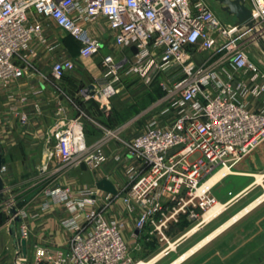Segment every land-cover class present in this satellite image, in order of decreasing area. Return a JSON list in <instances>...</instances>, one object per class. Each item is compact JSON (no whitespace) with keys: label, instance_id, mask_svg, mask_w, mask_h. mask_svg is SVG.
<instances>
[{"label":"built area","instance_id":"1","mask_svg":"<svg viewBox=\"0 0 264 264\" xmlns=\"http://www.w3.org/2000/svg\"><path fill=\"white\" fill-rule=\"evenodd\" d=\"M247 7V22L222 26L203 0H0V88L22 74L16 58L26 61L32 44L59 45L49 44L51 22L78 42L81 59L96 56L104 37L120 53L101 58L91 89H80L83 101L106 105L125 75L165 92L148 109L153 113L145 127L125 143L123 155H113L135 164L126 169L128 182L114 195L124 217H106L103 206L92 207L99 198L96 187L49 190L51 202L68 211L60 223L71 232L69 243L51 255L37 246L31 262L18 255L12 264H44L46 259L51 264H138L130 253L136 233L149 237L156 230L167 242L163 229L185 205L211 207L213 200L204 192L197 195L198 187L264 143V72L235 42L242 27L264 36V0H248ZM73 69L70 59L54 61L50 75L60 81ZM81 115L51 128L53 151L61 166L84 164L93 171L111 157L104 150L107 139L86 142ZM189 217L196 215L191 211Z\"/></svg>","mask_w":264,"mask_h":264},{"label":"crops","instance_id":"2","mask_svg":"<svg viewBox=\"0 0 264 264\" xmlns=\"http://www.w3.org/2000/svg\"><path fill=\"white\" fill-rule=\"evenodd\" d=\"M50 25L51 22H48L47 26ZM52 42L54 40L50 38L49 44ZM32 48L26 61L16 58V63L23 68L22 74L0 88V153L3 160V169L0 171V264H12L21 255L11 229L16 238L26 241L25 256L28 263L32 261L37 246L45 248L47 255L66 248L71 232L60 222L68 215V211L62 203H52L47 192L53 189H67L70 192L90 189L87 182L89 170L61 166L53 151L51 128L56 123H64L80 114L83 124V117L93 120L100 114L93 104H101L95 99L83 101L80 89L85 78L89 77L88 73L94 81L101 71L95 70L93 62L85 65L84 69L78 59H90L79 58L78 50L76 52L69 43L59 42L55 48L32 44ZM196 58L200 60L199 56ZM65 59L74 62V69L60 81H55L50 75L51 66L54 61ZM151 105L134 118L135 123L145 119L141 130L153 113L152 110L148 112ZM100 112L102 115L103 109ZM23 116L25 120L21 121ZM83 133L85 136L84 127ZM95 141L87 143L93 144ZM105 152L112 156L123 155L118 145L113 153ZM117 162H124L128 167L135 165L133 160L123 157ZM126 169L121 182L116 184L110 180L115 189L122 188L128 182ZM98 191L103 195L97 193L99 198L92 207L103 206L106 214L122 219L125 214L120 198ZM203 192L213 200L211 207L201 209L185 205L176 220H169L163 229L167 242L160 240L156 230L149 237L144 233H136L131 256L135 251L152 254L160 247L163 250L166 247L164 244L171 243L181 247L179 256L197 246L178 264H264V197L250 206L264 194V143L258 144ZM45 204L48 206L44 207ZM215 205L221 208L208 221H203V215ZM11 209L25 212L26 215L21 217L20 222L12 224ZM191 211L195 213V218L189 217ZM127 224L128 229L131 228L132 220ZM161 251L158 254H162ZM44 264L51 263L46 259Z\"/></svg>","mask_w":264,"mask_h":264},{"label":"rangeland","instance_id":"3","mask_svg":"<svg viewBox=\"0 0 264 264\" xmlns=\"http://www.w3.org/2000/svg\"><path fill=\"white\" fill-rule=\"evenodd\" d=\"M244 1L246 6H248V0ZM203 2L218 18L222 26L232 25L235 23V17L225 11H221V5L217 0H203ZM46 30L51 35L49 39L53 38L54 42L69 43L71 46L75 47V51L77 52L78 42L69 34L63 32L60 28L58 29L53 23H51L50 26H47ZM235 37H237L235 39L236 44L240 43L239 46L244 50L246 57H248L252 63H255L260 71L264 72V36L261 38L255 37L254 35L252 36L250 31L242 27ZM104 38V48L96 56L86 61L78 59L84 69L85 65L88 66L93 62V66L96 67L95 70L101 71L102 67L100 60L102 56L110 52L114 53L116 56L120 54L117 49L111 46L108 38ZM205 54V52H200V56ZM88 76L89 77L85 78L82 87L91 89L93 85L92 76H90V73H88ZM115 87L117 93L109 100V102L106 103L105 107L103 105L99 106L93 104L95 109H98L100 113L96 118L89 120L88 118L83 117L85 121L83 127L87 140L91 143L93 140H100L102 138L107 139L105 150L111 153H113L117 145L120 147L121 151L125 150V143H128L129 140H131L137 132L141 130V127H143L144 124L145 119H139L137 123H135L134 118L150 106L153 100L156 98L159 99L165 95V92L160 89L158 85H153L150 88H147L136 76L125 75L120 77L115 83ZM102 109L104 113L101 115L100 111H102ZM87 140L86 142H88ZM109 156H111V160L109 159L106 164H103L98 169L89 172L87 182H89L90 189L94 190L95 182H98L101 179H109L116 184L122 180L123 171L128 167V165L124 164V162L118 164V162L113 159L112 154ZM83 180L86 181L84 178ZM98 194L103 195L101 192H98ZM106 217H110V214H106ZM163 246L167 247L168 245L164 244ZM162 248L163 247L156 249L154 253L152 252V254L144 253L145 255L142 252L137 253L135 251L132 255L133 262L140 261L139 263H141L147 262L152 258H157V254L162 250ZM180 250L181 247L179 246H171L167 251H165V253L158 255L154 264H170L171 261H174L175 258L180 255Z\"/></svg>","mask_w":264,"mask_h":264},{"label":"water","instance_id":"4","mask_svg":"<svg viewBox=\"0 0 264 264\" xmlns=\"http://www.w3.org/2000/svg\"><path fill=\"white\" fill-rule=\"evenodd\" d=\"M218 3L221 5V11H225L226 13L233 15L235 17V25L242 24L247 22V20L251 16V12L248 9V7L245 4L244 0H217ZM132 52H136L135 47L132 48ZM3 164V160L1 158V153H0V171L1 167ZM83 169H86L84 164L80 165ZM96 188L100 191H103L107 194H112V195H117L116 194V189L113 183L110 180L106 179H101L100 181L96 182L95 184ZM14 216L12 220V224L15 222H20L21 217H19L17 212L14 209H11V211ZM11 235L14 239V242L18 248L21 249V256H25V244L26 241L24 239H19L15 237V233L11 229Z\"/></svg>","mask_w":264,"mask_h":264},{"label":"bare ground","instance_id":"5","mask_svg":"<svg viewBox=\"0 0 264 264\" xmlns=\"http://www.w3.org/2000/svg\"><path fill=\"white\" fill-rule=\"evenodd\" d=\"M227 170H228V169H227ZM225 172H226V169H219V170H217L216 174H214V175L212 176V179L208 180L207 182L203 183L201 186L198 187V189H197V191H196V192H197V195H198V194H202L203 191H204L208 186H210L216 178L220 177V175H222V174L225 173ZM263 197H264V194H263V196H261L260 198H258L257 201H254L252 204H250V206H252V205H254L255 203H257V202H258L260 199H262ZM250 206H249V207H250ZM249 207H248V208H249ZM220 208H221V206H219V205H215L212 209L208 210V211L203 215L202 220H203V221H208L210 218H212V216H214V214H215ZM171 246H173V244H170L169 248H170ZM196 248H197V246H195L194 248H192L190 251L186 252L184 255L179 256V257H178L177 259H175L174 261H171L170 264H178L179 262H181L182 260H184L185 257H186L191 251L195 250ZM158 255H159V254H158ZM158 255H157V258H158ZM157 258H152V259H150V260L147 261V262H141V263H138V264H154V262H155V260H156Z\"/></svg>","mask_w":264,"mask_h":264},{"label":"trees","instance_id":"6","mask_svg":"<svg viewBox=\"0 0 264 264\" xmlns=\"http://www.w3.org/2000/svg\"><path fill=\"white\" fill-rule=\"evenodd\" d=\"M158 89H159V88H158ZM161 94H162V93H161ZM161 96H162V95H161ZM156 99H157V98H156ZM156 99H155V100H156ZM153 101H154V100H153Z\"/></svg>","mask_w":264,"mask_h":264}]
</instances>
